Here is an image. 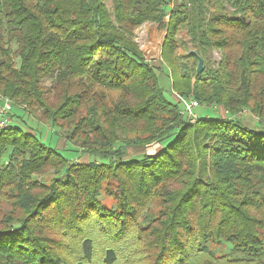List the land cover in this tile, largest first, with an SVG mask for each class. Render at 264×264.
<instances>
[{"label": "trees", "instance_id": "trees-1", "mask_svg": "<svg viewBox=\"0 0 264 264\" xmlns=\"http://www.w3.org/2000/svg\"><path fill=\"white\" fill-rule=\"evenodd\" d=\"M162 73L223 116L190 123ZM0 95V264H264V130L237 117L264 123V0H0Z\"/></svg>", "mask_w": 264, "mask_h": 264}, {"label": "rangeland", "instance_id": "rangeland-1", "mask_svg": "<svg viewBox=\"0 0 264 264\" xmlns=\"http://www.w3.org/2000/svg\"><path fill=\"white\" fill-rule=\"evenodd\" d=\"M107 8L109 11H112V6H113V0H104ZM229 11L233 12L232 8L228 9ZM215 11L214 8L211 9V12L213 13ZM154 27L152 24H145L143 26H141L140 28L136 29L135 31V42L137 43L139 49L141 50V52L145 55L146 59L149 61H159L160 58V52H161V48H162V43H163V39L165 37V35H157L154 32ZM177 40L179 42V54L181 56H183L184 58L189 56L190 52H195L196 49L195 47L191 44L190 42V36L187 33V30L184 28L182 29L178 36H177ZM156 57V60H152V57ZM223 58V54L220 51H215L212 52L210 54V61L206 64V67L208 66L209 68H216L217 65L221 62ZM190 63L191 67H197L192 64L194 63V61H188ZM161 75V74H160ZM263 81V79H262ZM44 87L47 88V90H50V87L53 83L52 79L50 78H45L42 81ZM160 84L162 86V88L165 91V95L166 97L171 100L172 102L176 103L177 100H179V98L176 96L175 97L172 95L171 93V85H170V80L165 77V73L161 75V80H160ZM2 104V102L0 101V105ZM182 109V106H181ZM195 115L198 116L199 118H218L223 116L222 115V109L212 106V107H199L194 111ZM186 117V116H185ZM242 123H244L247 127L252 128V129H256L258 131H262L264 130V123H261L262 125H259L258 123H260V121H258L257 119H255L249 112H244L243 114L237 116ZM35 121V120H34ZM25 122L26 123H30L31 121L25 117ZM36 122H38V120H36ZM34 130H37L36 132L41 133L42 140L46 143L49 144L52 147L57 148L58 150L62 151V153H64V155L69 158V159H73L76 154L74 152H72V150L68 149L67 151H63V148H66V145H64V142L61 140V138L55 133V131L50 130L48 128H45L43 125H39V124H35L34 125ZM38 132V133H39ZM39 133V134H40ZM40 137V136H39ZM68 147V146H67ZM89 158L84 157L82 160L83 161H88Z\"/></svg>", "mask_w": 264, "mask_h": 264}, {"label": "built area", "instance_id": "built-area-1", "mask_svg": "<svg viewBox=\"0 0 264 264\" xmlns=\"http://www.w3.org/2000/svg\"><path fill=\"white\" fill-rule=\"evenodd\" d=\"M179 98V101L184 107V113L187 115V118L190 123H195L198 117L194 114L195 110L200 106L198 102L190 99L183 98L179 95H176ZM0 129L6 128L10 124V114L12 112V102L9 99H6L0 95Z\"/></svg>", "mask_w": 264, "mask_h": 264}, {"label": "water", "instance_id": "water-1", "mask_svg": "<svg viewBox=\"0 0 264 264\" xmlns=\"http://www.w3.org/2000/svg\"><path fill=\"white\" fill-rule=\"evenodd\" d=\"M191 55L195 56V57H198V67H197V70H196V74L197 75H200L203 71H204V61L201 57H199L197 55V53L195 52H190ZM152 60H156V57H152Z\"/></svg>", "mask_w": 264, "mask_h": 264}]
</instances>
